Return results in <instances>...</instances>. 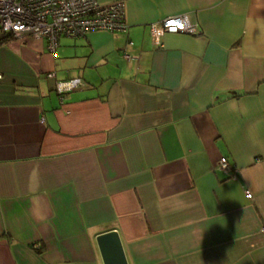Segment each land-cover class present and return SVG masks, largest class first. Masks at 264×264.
<instances>
[{"label": "crops", "instance_id": "obj_1", "mask_svg": "<svg viewBox=\"0 0 264 264\" xmlns=\"http://www.w3.org/2000/svg\"><path fill=\"white\" fill-rule=\"evenodd\" d=\"M123 1L126 30L0 44V264H104L110 230L128 264H264V0Z\"/></svg>", "mask_w": 264, "mask_h": 264}, {"label": "built area", "instance_id": "obj_2", "mask_svg": "<svg viewBox=\"0 0 264 264\" xmlns=\"http://www.w3.org/2000/svg\"><path fill=\"white\" fill-rule=\"evenodd\" d=\"M127 27L123 0L109 3L100 0H0V34L10 38H45L51 52L56 51L63 35L79 36L91 30L114 31ZM150 30L158 39L165 32L195 34L200 32L201 25L190 13H180L154 20ZM82 84H85L82 77H72L58 80L55 89L62 95ZM218 166L226 172L233 169L225 158Z\"/></svg>", "mask_w": 264, "mask_h": 264}, {"label": "water", "instance_id": "obj_3", "mask_svg": "<svg viewBox=\"0 0 264 264\" xmlns=\"http://www.w3.org/2000/svg\"><path fill=\"white\" fill-rule=\"evenodd\" d=\"M97 241L104 264H128L117 231L103 232L97 236Z\"/></svg>", "mask_w": 264, "mask_h": 264}, {"label": "trees", "instance_id": "obj_4", "mask_svg": "<svg viewBox=\"0 0 264 264\" xmlns=\"http://www.w3.org/2000/svg\"><path fill=\"white\" fill-rule=\"evenodd\" d=\"M10 36L5 35V34H0V44L3 43L4 41L8 40Z\"/></svg>", "mask_w": 264, "mask_h": 264}]
</instances>
